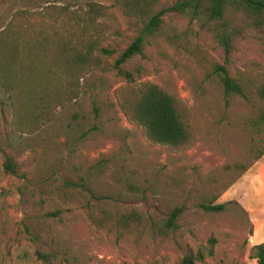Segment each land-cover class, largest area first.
<instances>
[{"label":"rangeland","instance_id":"rangeland-1","mask_svg":"<svg viewBox=\"0 0 264 264\" xmlns=\"http://www.w3.org/2000/svg\"><path fill=\"white\" fill-rule=\"evenodd\" d=\"M87 1L109 6L104 46L113 52L80 81L77 99L36 132L20 133L0 87V264H173L196 249L205 255L197 264H257L252 246L264 241V156L234 182L224 165L249 160V139L264 134V121L254 126L256 108L222 93L214 65L264 77V27L237 22L226 52L217 21L167 10L177 0H160L159 30L123 65L143 68L133 83L116 75L113 62L141 23L114 0H0V30L18 9ZM148 82L176 98L194 133L188 145L152 142L124 115L121 91ZM8 158L15 173L4 169ZM210 180V190L221 192L216 202L226 203L216 214L198 207ZM170 206L182 208L176 228L158 236L150 219L166 217ZM131 208L144 215L131 231L93 222L103 210Z\"/></svg>","mask_w":264,"mask_h":264},{"label":"trees","instance_id":"trees-1","mask_svg":"<svg viewBox=\"0 0 264 264\" xmlns=\"http://www.w3.org/2000/svg\"><path fill=\"white\" fill-rule=\"evenodd\" d=\"M160 0H114L127 16L141 23L136 37L116 56L113 68L118 77L133 83L142 76L143 68L133 70L123 65L141 54L145 38L155 34L165 10L156 11ZM108 5L87 1L71 8L68 4H47L36 10L14 11L0 30V87L6 92L11 110V124L20 133H34L55 119L57 109L77 99L81 93L80 81L102 63L103 56L112 50L104 46L109 29L103 19ZM167 10H176L192 18L206 17L217 21L220 41L228 51L231 35L237 22L247 26L264 27V0H177ZM217 83L225 96H237L257 110L252 124L259 127L264 121V77L251 78L243 74H230L220 64L214 65ZM120 107L124 115L141 127L152 142L180 148L188 145L194 136L187 118L182 114L176 98L155 83H143L122 90ZM96 111V108H94ZM247 162L235 161L224 165L233 171L232 182L240 178L249 166L264 156V134L250 137ZM5 171L15 173L11 159L3 163ZM125 185L135 189L125 179ZM205 183L198 207L207 213H220L226 203L216 202L221 192L210 190ZM223 187L225 190L229 187ZM222 190V191H223ZM182 212L170 206L168 215L150 219L153 233L168 236L176 228ZM113 222L123 231H131L144 221L143 213L136 209L112 214L107 210L93 216V222ZM214 238L209 240L207 255L213 253ZM252 257L264 264V241L252 246ZM201 249L187 252L173 264H197L204 259Z\"/></svg>","mask_w":264,"mask_h":264}]
</instances>
